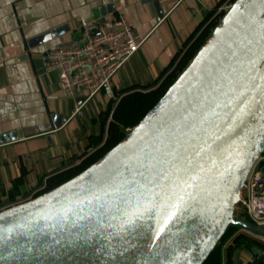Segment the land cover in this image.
Listing matches in <instances>:
<instances>
[{
    "label": "water",
    "instance_id": "water-1",
    "mask_svg": "<svg viewBox=\"0 0 264 264\" xmlns=\"http://www.w3.org/2000/svg\"><path fill=\"white\" fill-rule=\"evenodd\" d=\"M18 136L1 134L0 144ZM263 153L264 0H235L116 145L68 180L0 210V264H203L229 225L264 228L235 216ZM249 264H264V255Z\"/></svg>",
    "mask_w": 264,
    "mask_h": 264
},
{
    "label": "crops",
    "instance_id": "crops-1",
    "mask_svg": "<svg viewBox=\"0 0 264 264\" xmlns=\"http://www.w3.org/2000/svg\"><path fill=\"white\" fill-rule=\"evenodd\" d=\"M234 1L0 0V135L19 134L0 144V210L38 196L103 155L115 138L110 124L123 103L166 92ZM120 14L143 43L118 70L113 86L75 114L77 97L62 89L57 70L47 69V53L81 41L86 25L96 30ZM63 26L57 36L29 45L32 38ZM134 125H121L120 131L125 134ZM261 234L264 228L249 232L240 227L222 247L221 264H249L264 255ZM239 236L250 244L236 245Z\"/></svg>",
    "mask_w": 264,
    "mask_h": 264
},
{
    "label": "built area",
    "instance_id": "built-area-1",
    "mask_svg": "<svg viewBox=\"0 0 264 264\" xmlns=\"http://www.w3.org/2000/svg\"><path fill=\"white\" fill-rule=\"evenodd\" d=\"M142 43L127 16L120 14L112 24H101L97 34L91 25H86L81 41L51 48L46 67L59 72L61 87L67 94L85 97L74 111L81 113L87 100L103 88L113 86L118 70ZM235 216L264 224V153L256 159L240 191Z\"/></svg>",
    "mask_w": 264,
    "mask_h": 264
},
{
    "label": "trees",
    "instance_id": "trees-1",
    "mask_svg": "<svg viewBox=\"0 0 264 264\" xmlns=\"http://www.w3.org/2000/svg\"><path fill=\"white\" fill-rule=\"evenodd\" d=\"M164 93L165 89L158 93L141 94L136 99L123 103L121 112L116 114V121L110 124L111 130L116 132L115 138L109 141L105 150H109L123 138L124 134L120 131L121 125L126 127L137 123ZM71 176L72 175H68L64 178L54 181L49 185V188L55 187L56 185L68 180ZM240 227L241 226L238 224L229 225L225 234L222 236L218 244L215 246L203 264H221L222 247L230 237L234 236L239 231ZM242 243L246 245L250 244L247 238L243 236L237 237L236 245H241Z\"/></svg>",
    "mask_w": 264,
    "mask_h": 264
},
{
    "label": "rangeland",
    "instance_id": "rangeland-1",
    "mask_svg": "<svg viewBox=\"0 0 264 264\" xmlns=\"http://www.w3.org/2000/svg\"><path fill=\"white\" fill-rule=\"evenodd\" d=\"M225 8L227 7V5L224 6ZM114 119V118H113Z\"/></svg>",
    "mask_w": 264,
    "mask_h": 264
}]
</instances>
